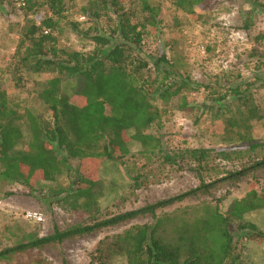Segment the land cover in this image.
Returning <instances> with one entry per match:
<instances>
[{"label": "trees", "instance_id": "obj_1", "mask_svg": "<svg viewBox=\"0 0 264 264\" xmlns=\"http://www.w3.org/2000/svg\"><path fill=\"white\" fill-rule=\"evenodd\" d=\"M126 1L87 0L81 8L82 16L91 23L84 31L92 41L89 51L58 46L54 32L60 29L66 0H43L48 14L39 24L28 23L21 29L15 48L14 78L19 82L21 71L49 77L42 82L38 94L42 110H28L25 114L26 150L16 148L23 132L16 123V112L8 105L6 93L0 91V181L22 183L30 189H34L38 179L53 182L44 198L64 204L71 211L87 213L92 222L63 231L55 229L42 237L29 234L26 242L0 250V264H29L20 261L21 255L29 256L47 244L116 225L147 212L152 214V223L133 225L96 249L93 258L98 264H112L116 256L124 258L125 264H234L238 257L233 229L247 239L264 238V230L244 219L247 213L264 209V192L253 187L224 211L217 200L214 205L192 207L190 214L158 216L155 213L156 208L173 204L209 185L202 182L196 189L140 209L102 220L95 217L103 185L92 169L99 165L100 158L122 159L129 153V139L137 142L145 154L164 152L162 139L149 132L150 128L174 98H179L180 110L193 107L186 94L202 86L181 73L165 53L150 56L144 51L146 35L154 27L157 29L160 22L161 9L156 0H131L130 6H126ZM171 1L177 9L194 14L195 8L209 0ZM11 3L13 0H0V4ZM28 3L26 0V7ZM250 26L251 20L247 18L242 28ZM45 29L48 33H44ZM253 41L263 44L264 30ZM249 56L256 58L255 67L260 70L264 51L253 47ZM239 77V74H224L220 81L222 89L212 90L203 106L207 109L217 106L218 110L229 105L240 108V117L228 121L225 130L235 133L238 140L247 141L251 124L264 119V108L255 101L254 82L241 83ZM68 83H72L70 94L64 88ZM257 147L250 144L253 150ZM208 152L203 148H186L181 154L200 168ZM176 157L165 153L163 161L174 163ZM72 160L81 162V169L74 168ZM255 167H264V157L230 176L242 175ZM61 177L70 179L68 186L57 184Z\"/></svg>", "mask_w": 264, "mask_h": 264}, {"label": "rangeland", "instance_id": "obj_2", "mask_svg": "<svg viewBox=\"0 0 264 264\" xmlns=\"http://www.w3.org/2000/svg\"><path fill=\"white\" fill-rule=\"evenodd\" d=\"M86 2L66 0L60 29L54 32L59 47L83 52L92 48V41L84 34L91 23L86 18L80 19L81 8ZM131 3L127 0L126 6ZM156 3L161 9L160 22L157 29L154 27L146 35L144 51L150 56L165 53L181 73L202 86L198 91L186 94L193 107L180 110V100L174 98L150 128L149 132L162 139L164 152L145 154L137 142L129 139V153L122 159L100 158L99 165L92 169L101 177L103 185L95 216L98 220L181 195L198 188L202 182L209 185L173 204L156 208L155 213L158 216L190 214L192 207L205 203L214 205L217 200L221 201L224 211L252 187L264 192V167L230 176L264 157V119L254 121L249 139L240 141L235 133L225 130L228 121L240 117V108L229 105L218 110L217 106L212 109L203 106L212 90L222 89L220 81L224 74H239L238 82H254L255 101L264 108V65L260 70L256 69V58L249 56L253 47L264 51V42L255 44L253 41V37L264 30V0H209L195 8L194 14L177 9L171 0H156ZM47 14L43 0H29L24 9L14 3L0 4V91L6 93L8 105L16 112V123L23 132L17 149L28 148L25 114L28 110H42L38 94L49 75L21 71L18 82L13 75L15 48L23 25L39 24ZM247 18H250L251 26L244 29L242 26ZM71 87L72 83L64 86L69 94ZM157 104L161 106V103ZM250 144L258 147L253 150ZM186 148L209 150L200 168L181 154ZM165 153L177 156L176 162L163 161ZM72 165L82 167L78 160H72ZM69 180L61 177L57 184L66 187ZM54 184L38 179L34 189H30L22 183L0 181V250L26 242L29 234L42 237L52 234L55 229L63 231L74 225L91 224L87 213L71 211L64 204L44 198ZM29 211L40 212L42 221L26 218ZM244 219L264 230V209L249 212ZM152 222L150 212L140 214L116 225L47 244L40 251L33 250L29 256L21 255L20 261L29 264H98L93 255L96 256V249L103 247L104 242L133 225ZM233 233L238 257L234 264H264V238L247 239L237 229H233ZM112 264H125L124 258L116 256Z\"/></svg>", "mask_w": 264, "mask_h": 264}, {"label": "built area", "instance_id": "obj_3", "mask_svg": "<svg viewBox=\"0 0 264 264\" xmlns=\"http://www.w3.org/2000/svg\"><path fill=\"white\" fill-rule=\"evenodd\" d=\"M13 3L16 5V7L20 8V9H24L26 7V0H13ZM80 19L84 20L85 17L81 16ZM49 30H44V33H48ZM26 218L40 222L42 221V214L40 212H36V211H29L26 212Z\"/></svg>", "mask_w": 264, "mask_h": 264}]
</instances>
